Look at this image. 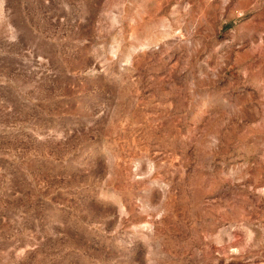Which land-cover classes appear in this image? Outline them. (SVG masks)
I'll list each match as a JSON object with an SVG mask.
<instances>
[{"label":"rangeland","instance_id":"rangeland-1","mask_svg":"<svg viewBox=\"0 0 264 264\" xmlns=\"http://www.w3.org/2000/svg\"><path fill=\"white\" fill-rule=\"evenodd\" d=\"M0 264H264V0H0Z\"/></svg>","mask_w":264,"mask_h":264}]
</instances>
